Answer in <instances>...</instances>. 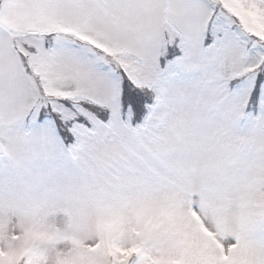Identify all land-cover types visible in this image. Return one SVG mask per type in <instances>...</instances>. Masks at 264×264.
Listing matches in <instances>:
<instances>
[{
    "label": "snow or ice",
    "instance_id": "6c2138e0",
    "mask_svg": "<svg viewBox=\"0 0 264 264\" xmlns=\"http://www.w3.org/2000/svg\"><path fill=\"white\" fill-rule=\"evenodd\" d=\"M0 264H264V0H0Z\"/></svg>",
    "mask_w": 264,
    "mask_h": 264
}]
</instances>
